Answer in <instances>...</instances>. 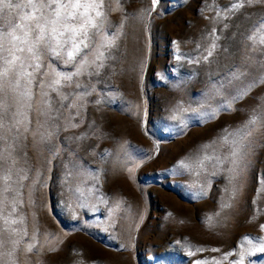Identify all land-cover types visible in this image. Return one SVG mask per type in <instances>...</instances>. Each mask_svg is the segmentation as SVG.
I'll return each instance as SVG.
<instances>
[{
  "label": "rangeland",
  "instance_id": "obj_1",
  "mask_svg": "<svg viewBox=\"0 0 264 264\" xmlns=\"http://www.w3.org/2000/svg\"><path fill=\"white\" fill-rule=\"evenodd\" d=\"M80 3L72 60L0 40V264H264V0Z\"/></svg>",
  "mask_w": 264,
  "mask_h": 264
},
{
  "label": "snow or ice",
  "instance_id": "obj_2",
  "mask_svg": "<svg viewBox=\"0 0 264 264\" xmlns=\"http://www.w3.org/2000/svg\"><path fill=\"white\" fill-rule=\"evenodd\" d=\"M155 2V0H154ZM251 2V0H249ZM55 4V8L52 7V5ZM242 5H234V7H241ZM13 5L11 3V0H0V12L3 11L5 8H12ZM15 7L19 8L21 5L17 4ZM25 7H30L32 11L30 13L25 14L21 19L25 21L35 20L37 21L35 24V30H36V36L34 39H31V32L32 28H30L26 24H18L15 25L13 30L11 32L4 33L2 29H0V40L3 39L4 36L11 37L12 41H20L21 44L29 45L27 47V51L31 53L33 56L36 55L35 49L39 46L41 42H45L50 48L55 41L56 45L63 46V44L69 43L71 41L72 44V50L67 52V56L69 60H72L74 58V53H79L81 50V44L84 45V47H87V44L84 43V40L87 39V31L89 27H95V24L93 23L91 17L87 16V11L90 8L98 7V5L94 4H81L80 0H76L75 3L70 4H62L59 2V0H49V3L44 4L43 2L36 3L34 0H28V5ZM47 8L49 9V12L47 15H45L42 12V9ZM71 8L73 11H63L64 9ZM84 9L83 12H78L77 10ZM39 13V15H37ZM97 15H100V13H97ZM82 20V23L77 27L70 23H68L69 20L77 18ZM16 28H20L21 30L28 28L27 31L23 32V37L16 35L15 30ZM65 33H68L66 39H62L65 37ZM83 33L84 39H81L79 42H77V37ZM250 39H255L254 37H250ZM31 40V43H30ZM260 43H264V38H261L259 40ZM0 47H3L2 44H0ZM15 47V45H14ZM54 50V49H52ZM17 52H23L25 51L24 48L16 47ZM211 54V53H209ZM100 55H103L101 53ZM11 59H4V62L8 66H13L16 64L18 60H20V57L15 55L14 53H10ZM38 59V57H36ZM21 67H23V64L21 63ZM37 68H39V64L36 65ZM9 71V67H5L3 72H0V77L6 76ZM30 75V74H29ZM71 77H66V79H70ZM2 107V105H0ZM250 124H255V120L249 121ZM2 126V125H0ZM251 135V131H248L244 133L241 137V141H243L244 138ZM250 146V142L248 145H245L241 142H236L233 145L232 149V155L243 158L245 155H247L245 149ZM264 227V226H262Z\"/></svg>",
  "mask_w": 264,
  "mask_h": 264
}]
</instances>
